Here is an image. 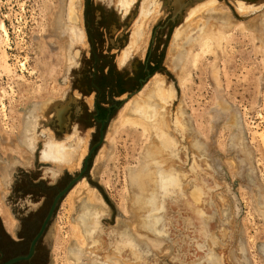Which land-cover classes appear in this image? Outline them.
Masks as SVG:
<instances>
[{"label": "rangeland", "instance_id": "374dc122", "mask_svg": "<svg viewBox=\"0 0 264 264\" xmlns=\"http://www.w3.org/2000/svg\"><path fill=\"white\" fill-rule=\"evenodd\" d=\"M57 1L0 0V24L5 25L9 35V45L1 49L6 50L11 70L5 72L0 60V132H17L19 115L31 111L34 102H46L48 108L37 119V143L31 151L37 150V177L50 185L66 167L44 155L46 140L53 138L48 124L91 55L84 18L87 0H71L74 7L70 10L68 4L61 19L68 29L77 32L72 42L68 34L61 36L50 25ZM131 1L130 9L123 13L121 0H89V20L97 22L104 13L107 18L111 16L109 21L119 22L120 28L127 26L128 49L132 47L134 31L144 30L146 45L132 48L131 60L142 64L150 53L153 76L144 86L159 81L164 98L171 88L174 90L166 107L170 134L179 148L181 187L163 198L161 210L159 205L153 209L154 215H162L156 224L161 241L155 240L158 244L150 246L136 240L124 225L130 216L132 191L126 169L140 163L144 142L130 133L113 132L120 109L142 98L141 86L136 95L114 111L84 178L105 212L100 217L98 234L90 242L98 253L91 256L86 252L83 264L106 263L104 256L116 250V243L128 242L130 233L137 255L127 246L116 257L131 264H264V219L256 211L264 202V0H216L210 7L216 10L212 12L205 7L209 0H184L180 11L176 0ZM224 20L229 23L224 24ZM197 21L201 27L206 25L207 32L220 30L227 39L216 42L218 57L207 56L192 72L191 84L182 91L170 69V60L188 45L186 33L194 29L192 25ZM241 23L245 26L241 27ZM0 39H4L1 30ZM63 41L76 61L68 71L67 61L58 54ZM181 108L183 116L179 115ZM185 122L192 125L194 133H183ZM112 134L115 142L110 158L94 174L95 158L109 150L107 137ZM92 135L89 131L80 136L86 152L71 174L81 169L90 147L96 143ZM194 139L202 143V153L192 148ZM62 142L69 144V140ZM18 166H11L4 182L11 181ZM0 192L6 196L8 187L2 185ZM67 195L41 239L44 264L67 261L73 225V206L66 200ZM3 200L0 199L9 209ZM202 224H206L210 242L205 241Z\"/></svg>", "mask_w": 264, "mask_h": 264}, {"label": "bare ground", "instance_id": "6f19581e", "mask_svg": "<svg viewBox=\"0 0 264 264\" xmlns=\"http://www.w3.org/2000/svg\"><path fill=\"white\" fill-rule=\"evenodd\" d=\"M66 2H68V0L57 1L56 11L53 14L50 25L52 29L59 32L61 36L68 34L69 40L72 42L73 36L77 32L68 29L63 21H61V19L65 17L64 13H66V6L70 4V10L74 7L71 0L68 3ZM215 3L216 0H209L205 7H213ZM120 4L121 11L124 13L130 9L132 1L121 0ZM184 5V0H176L177 11H180ZM210 11L216 10L210 8ZM210 18L211 17H209V19ZM223 23L228 24L229 21L224 20ZM193 26L194 29L192 28L186 33L188 34L186 37L189 36L188 45L186 47L184 46L181 50L182 52L177 53V55L170 60L171 65H169L171 66L170 69L175 72L178 86L182 91L191 84L192 72L198 70L200 63L205 60L207 56L215 54L214 56H216V58L218 57L220 49H217L218 46L216 42L218 41V43H221V40L227 39L220 30H217V32H207V29H205L206 25H202L201 27L198 21L192 25V27ZM240 26L244 27L245 25L241 23ZM0 30L4 36L3 40L0 39V60L2 61V67L5 72L11 73L7 63L6 50L3 51L1 49L4 44L6 46L9 45L8 31L3 23L0 24ZM76 38L77 37H75L74 41H76ZM146 40L147 37L144 30L137 31L136 33L134 31L130 44L132 47L125 50L121 63L129 66L132 48L135 50L139 49L143 45H146ZM60 45L58 54L63 60L67 61L66 66L68 71L71 65L76 63V61L72 55H69L68 50L65 49V42H61ZM160 85L161 83L159 81H155V85L150 84L149 87L148 85L144 86L140 93L142 98L134 99L131 106L124 105L118 113V120L114 126L113 132V134L116 133L117 135L130 133L131 136H138L144 142L142 160L140 163L138 162L137 166L126 169L127 183L132 191L129 200L131 203L129 207L130 216L125 220L128 224L124 223V225L128 228V232L130 230L136 240L146 242L150 246L158 244L155 240L161 241L156 224L161 222L162 215L157 217L152 213L153 209H156L159 205L161 210L164 203L163 198L181 187L177 158V155H179V148H177L178 143L176 139L170 134L171 126L169 124L168 108L166 107L167 100L173 96L174 90L171 88L169 93H167L168 96L166 94L167 98H164L161 94ZM32 104L31 111L29 110L28 112L27 110L26 113L19 115L16 127L17 132L12 133L8 130L0 132V189L2 185L6 187V182H4L5 175L8 177L11 166H24L31 159V149L37 142V119L40 114L48 108L46 102H34ZM180 113L179 115L183 116L184 110L182 108ZM185 127L186 129L181 128L184 130V134H187L188 131L189 133L195 132V129L192 128V125L188 122H185ZM113 134L107 137L110 145H108L109 150L102 151L100 155L95 158L92 173H98L100 166H103L104 161L110 158V150L113 149L115 142ZM73 137L69 139V144H63V142L55 140L54 138H49L45 142L46 149L44 155L53 159V163H57L58 166L67 167L69 171L79 167L81 159L86 152V149L84 150L83 148L82 139ZM200 143L201 142L196 139L191 141L192 148L194 150L198 148L199 153H202V143ZM84 178L75 184V187L70 191L66 199L69 201V204L73 206V225L72 238L68 250L69 255L67 257L68 262L66 261L65 264H83V260L87 254L86 252L89 254L91 253V256H96L98 253L97 249L91 247L90 242L98 234V230L100 229V217L105 210L101 207V200L96 193L89 189L87 181ZM75 195L77 198H73ZM0 199H4L3 192H1ZM260 206L262 207L258 208L256 211L257 214L264 219V202L260 204ZM0 216L3 218L6 231L12 234L16 221L11 216L9 209H7L5 204L1 201ZM203 220L206 221V219ZM201 228L202 231H204L205 241L207 240L210 242V238L207 239L206 224H202ZM130 234L127 237L128 242L116 243L114 247L116 250L104 256L106 263L110 261L112 262L111 264H131L116 257V254L121 255L124 253L123 247L127 246H129V250L137 255V246L134 243L132 244ZM210 259L215 260L213 256H211ZM106 263L99 262L97 264ZM218 263L220 264V261H218ZM107 264L110 263L108 262Z\"/></svg>", "mask_w": 264, "mask_h": 264}, {"label": "flooded vegetation", "instance_id": "af4514ba", "mask_svg": "<svg viewBox=\"0 0 264 264\" xmlns=\"http://www.w3.org/2000/svg\"><path fill=\"white\" fill-rule=\"evenodd\" d=\"M89 6L90 2L87 0L84 18L90 43L89 61L76 76L63 103L59 105L61 108L55 111L53 121L48 124L53 138L60 142L73 136L80 138L92 131L97 144L102 126L105 136V127L111 121L114 111L121 108L124 100L136 95L141 86L153 76L154 65L150 53H147L142 64L132 63V55L131 66L121 63L122 57L119 58V54L129 47L127 26L120 28L119 22H113V19L109 21L111 16L107 18L104 13L97 22L90 21ZM37 158V150L32 151L30 161L24 166L16 167V175L11 177L9 183L6 182L9 194L4 196V202L18 223L13 236L6 231L0 216V264L29 254L32 240L37 235L54 196L84 170V162L75 174H71L66 167L64 173L50 185L43 178L37 177ZM91 159L86 174L90 169ZM42 167L44 166H39V169ZM41 244L42 240L36 245L30 260H22L16 264H44Z\"/></svg>", "mask_w": 264, "mask_h": 264}, {"label": "water", "instance_id": "95a60500", "mask_svg": "<svg viewBox=\"0 0 264 264\" xmlns=\"http://www.w3.org/2000/svg\"><path fill=\"white\" fill-rule=\"evenodd\" d=\"M103 135H104V132H103V126H102L101 132H100L99 142L97 144H95L89 150L88 155L84 160V170L81 173H79L77 176H75L62 190L58 191V193L54 196L52 203L48 209L47 215L45 216L44 220L42 221L41 227H40L37 235L32 240V243L30 245L29 254L27 256H18V257L12 258L8 262L3 263V264H16L22 260H30V258L33 256V254L35 252L36 245L41 240V238L45 234L49 224L53 220L54 215L58 209V206H59L61 200H63V198L70 192V190L75 186V184L77 182H79L84 177H86V170H87L88 162L91 159V157L94 155L95 150L103 143V140H104Z\"/></svg>", "mask_w": 264, "mask_h": 264}]
</instances>
